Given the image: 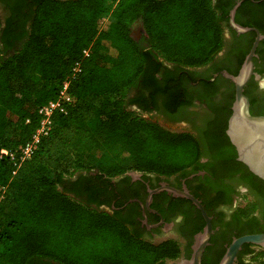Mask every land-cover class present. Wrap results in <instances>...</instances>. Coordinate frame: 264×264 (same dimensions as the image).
<instances>
[{
  "label": "trees",
  "instance_id": "16d2710c",
  "mask_svg": "<svg viewBox=\"0 0 264 264\" xmlns=\"http://www.w3.org/2000/svg\"><path fill=\"white\" fill-rule=\"evenodd\" d=\"M0 1L11 10L5 27L0 17V264H157L176 258L175 242L139 238L100 209L108 203L102 197L112 189L111 178L130 170L167 177L195 170L204 148L216 163L213 175L239 181L255 198L237 217L256 223L253 214L260 212L264 218V180L237 160L228 125L217 134L203 132L201 141L128 110L135 102L130 92L141 81L155 84V95L167 94L154 77L160 60L181 70L213 61L236 0H34L23 39L14 28L23 0ZM109 18L113 22L103 30ZM138 22L140 41L131 34ZM65 82L74 101L55 113L54 131L34 156L18 165L2 156V150L31 141L39 109L58 99ZM245 94L251 113L263 116L264 103L248 89ZM234 99L235 91L226 98L228 115ZM118 152L133 164H122ZM95 171L98 176L90 175ZM256 257L255 264H264V249Z\"/></svg>",
  "mask_w": 264,
  "mask_h": 264
},
{
  "label": "flooded vegetation",
  "instance_id": "af4514ba",
  "mask_svg": "<svg viewBox=\"0 0 264 264\" xmlns=\"http://www.w3.org/2000/svg\"><path fill=\"white\" fill-rule=\"evenodd\" d=\"M23 1L21 13L14 20L16 36L21 39L30 28L31 15L35 10L34 0ZM238 1L240 0H236V3ZM245 1L252 3L240 11L238 10L241 6L238 8V24L256 28L264 35L259 28L264 30V0ZM10 16L11 10L0 1V17L4 27ZM245 24H256L259 27ZM253 33L255 32L238 34L230 25L226 26L222 50L212 62L203 67L181 70L160 60L154 77H157L161 89L167 94L155 95V84L151 87L148 82L141 81L130 92L129 98L135 102L128 110L148 120L155 118L154 122L169 129L180 128L182 132L193 134L201 141L203 132H218L228 125L231 115L227 112L226 98L235 91L233 82L223 73H239L256 39V33L255 36ZM19 43L20 41L17 42ZM254 62L255 72L261 79L253 77L245 91H251L257 103L263 104L264 40L259 44ZM169 92L174 95H169ZM204 152L200 160L201 166L195 170L190 169L187 173L167 177L130 170L111 178L112 189L102 197L108 203L100 209L124 221L139 238L155 245L168 241L177 244L179 255L173 259L161 260L157 264H182L190 261L196 237L207 226L199 208L177 192H188L199 200L210 218L212 235L201 264H220L234 239L262 233L264 218L260 216V212L253 214L257 218L256 223L237 217L239 210L250 206L248 199L255 201L249 188L239 181L224 179L217 173L213 175V164L216 163L206 154L205 148ZM90 175L96 177L98 172H91ZM79 176L75 175L73 180ZM253 229L256 232H250ZM259 251L258 247L244 244L234 264H255L253 259Z\"/></svg>",
  "mask_w": 264,
  "mask_h": 264
},
{
  "label": "water",
  "instance_id": "95a60500",
  "mask_svg": "<svg viewBox=\"0 0 264 264\" xmlns=\"http://www.w3.org/2000/svg\"><path fill=\"white\" fill-rule=\"evenodd\" d=\"M244 1L245 0L238 1L231 9L229 13V25L238 34L255 32L256 39L249 54L246 56L239 73L237 75H231L228 72L223 73V75L230 79L235 86V99L232 105V114L228 121L226 134L230 139L231 144L236 149L237 160L246 165L250 172L255 176L264 180V115L255 116L251 113L250 100L245 94V88L253 77L258 80L261 79V76L255 72L254 59L257 57V49L260 42L264 40V35H262L256 28L243 27L236 23V12ZM177 193L190 199L203 213L207 222L204 232L196 237L191 260L182 263L201 264L203 253L209 244L212 235L210 218L205 213L199 200L188 192ZM244 244H250L260 249H264V233L247 235L234 239L220 264H234L237 259V254ZM258 260V257L253 259L255 262Z\"/></svg>",
  "mask_w": 264,
  "mask_h": 264
},
{
  "label": "built area",
  "instance_id": "2783aa9c",
  "mask_svg": "<svg viewBox=\"0 0 264 264\" xmlns=\"http://www.w3.org/2000/svg\"><path fill=\"white\" fill-rule=\"evenodd\" d=\"M84 55L89 56V50H84ZM80 66L74 69L75 76L80 73ZM69 82H65L60 91L59 97L56 101L50 102L39 109V115L41 117L40 126L33 134L31 141L25 146L19 147L17 150L10 152L8 150H2V156H8L15 164H21L24 161L30 160L34 154L38 151L41 141L44 138H48L54 131V115L56 112H65L67 105L73 103V97L69 93Z\"/></svg>",
  "mask_w": 264,
  "mask_h": 264
},
{
  "label": "rangeland",
  "instance_id": "374dc122",
  "mask_svg": "<svg viewBox=\"0 0 264 264\" xmlns=\"http://www.w3.org/2000/svg\"><path fill=\"white\" fill-rule=\"evenodd\" d=\"M112 22H113V18H109V19L103 21V22H102V25H101V26H102V29H103V30H108ZM131 34H132V37H133L136 41L142 40V38H143V28H142V23H140V22L136 23V24L133 26V28H132V33H131ZM105 45H107V43H105ZM151 119H152L153 121H155V118H151ZM166 127H167V126H166ZM170 129H171L172 131L182 132V129H180V128L178 129V128H172V127H170ZM96 137L100 138L99 135H96ZM118 154H119V158H120L119 160H120V162H121L122 164H124V165H126V166H131V165L133 164L134 159H133L131 156H129L128 154L122 153V152H118ZM82 161H83V162H86V159L83 158ZM79 173H80V172L75 173V175H78ZM75 175H74V176H75ZM248 202H250V204L253 203L250 199H248Z\"/></svg>",
  "mask_w": 264,
  "mask_h": 264
}]
</instances>
